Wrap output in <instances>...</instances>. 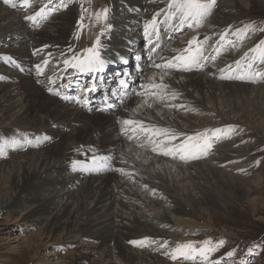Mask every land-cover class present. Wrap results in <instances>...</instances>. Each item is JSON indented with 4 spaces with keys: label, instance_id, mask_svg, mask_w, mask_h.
I'll return each instance as SVG.
<instances>
[{
    "label": "bare ground",
    "instance_id": "6f19581e",
    "mask_svg": "<svg viewBox=\"0 0 264 264\" xmlns=\"http://www.w3.org/2000/svg\"><path fill=\"white\" fill-rule=\"evenodd\" d=\"M42 1L41 6L37 7L35 5L36 7L33 8L30 15H33L45 4L50 6L54 0L51 3H49V0ZM168 2L169 0H110V7L106 8L108 9L106 21L111 26L110 29L109 25L104 29L105 20L99 19L95 22L98 31H93L89 36L86 35L87 30L82 31V28L78 26L80 17L83 14L82 1L80 2V0H64V3L68 4V7L66 6L65 8L66 11L61 12V9H58V11H54L56 12L55 16H52L54 13H51L47 18L49 20L43 27L44 30L41 32L37 31L36 25L45 22V20L37 22L35 25L29 21L30 26H26L23 23L25 17L18 14L20 11H11L0 3V42L2 39L8 38L14 39L17 37L15 39H20L17 43H13L17 44L15 48H3L0 50V55L9 53L17 56L15 61L19 63L14 65L15 68L11 67L0 56V135H6L7 132L14 130H19L20 132L27 130L28 132L22 133L30 138L31 131H34L36 134H40L39 138L46 136L54 140V144L51 145L46 140H41L38 146H36V143H32L25 153L21 152L23 148V143H21V146L14 148L12 152L13 159L9 161L5 159L6 161L3 160L0 163V214L24 210L25 212L18 224L19 227H23L25 224L30 227L37 226L39 224L42 225L44 222V229L41 231L42 239L53 241L59 233L63 232L62 234L65 237L60 241V245L63 243L62 246L73 244L75 246H82L87 241H102L99 247L93 249L98 255L102 253L103 259H92L89 264H167L160 259L157 260L151 255L152 253L148 254L145 253L146 251L140 252L138 249H134L136 245H133L134 248H132L129 242L137 241L142 239V237L161 241L168 238L176 239L199 229L210 232L212 229L209 228V224L207 223L205 226L199 227L196 224L188 222L189 220L176 222L172 220L171 214L177 215L180 220L184 218L190 219V217L199 219L205 217L206 220L208 218L209 222L211 220L213 222L212 203H209V200L216 195L218 189L220 194L225 195L226 192L230 195L232 194V196L234 195L235 200L239 202H241V199H236L238 196L241 197V194L244 193L246 198L251 194V191L246 188L249 183L244 179L245 177L242 178L240 175L235 176L224 173V170L215 169L206 162H198L184 169V167H177L175 166L176 164L173 165L171 161L160 158V156L158 158L142 152L135 145L131 146L133 148L132 151H128L126 149V137L129 136V133L132 135L131 129L134 126H126L123 124V121H143L146 126L169 128L176 133H183L185 137L189 134L193 135L194 130L203 127V124H201L202 126L198 125L197 121L200 119L188 115V117H184L183 113L178 114L167 110L165 106H168L167 101L170 100L169 98L176 103L173 104L177 107V112L185 110L187 107L191 110L190 107L192 106L193 108L202 109V112L205 113L207 110L203 105L210 101H217L218 92L221 95H234L238 91L246 94L249 93L251 88L253 89L251 85L246 84L253 82L244 80L246 84L243 86L232 85V83L227 85L223 83V85L215 83L214 80L204 75L207 72L215 75L217 70L210 71L209 69H204V73L200 75V72L194 73L195 71L192 70L152 68L148 70L142 86L152 84L167 85V88L162 91V94L166 97L165 102L151 95L153 89L141 86L139 93L144 92L145 95H137L136 98L131 99L130 102L121 108L118 113L112 114V117L109 116L110 114H107L108 116L104 118L101 117L102 115L90 116L82 111H78V109L73 108L74 106L76 107L75 104L71 103L68 105L66 101L74 99L65 100L62 97L68 96L74 98L73 94L68 95L66 93L60 99L51 95L45 87H39L47 78H49V81H52L56 75L62 77L69 68L71 74H74L75 71L79 72L77 69L65 65L64 61L66 59L71 60L73 56L83 55L86 49L96 45L97 38H99L101 55L107 63L104 65L103 70L85 72L83 75V86H85V89L87 88V83L90 81L87 78H91L92 81L94 76H96L93 87L96 89L98 73H107L106 69L109 66H112L111 68L114 69L119 67L122 71L123 68L119 65L122 60L118 58H127L130 52H138L136 47L148 37L145 34L139 35L137 33L139 29L142 33L141 21L143 19H139L140 24L135 23V14L139 15V12L146 10L145 20L147 21L148 19L150 21L157 12L163 10ZM10 7L12 6L10 5ZM129 9H133V12L136 11V13L130 14ZM245 9L247 10L244 0H224L217 9L213 8L215 12L212 24L215 28L219 29L216 31L218 36H214L217 42L220 43L221 38L219 36L225 32H230L228 34L232 33L233 37L237 36L235 35L236 30L230 31L231 27L232 29H235L234 27L241 29L239 24L235 23L239 21H234L231 16L232 14L226 12L233 10L242 12L241 10ZM126 13L128 16L124 17L123 14ZM89 22L90 19L88 18L86 23L89 24ZM204 30L206 29L204 28ZM207 31L209 32V30ZM67 32L68 36H66ZM129 33L132 36L129 35L127 37L126 35ZM252 33L254 32L248 33L246 38L252 37ZM203 36L202 41L205 38ZM236 40L237 42H241L239 37ZM187 46V44L181 45V41H178L173 45L174 50L166 51L164 55L168 58H175L184 49L188 48ZM221 49H213L210 55L212 59H215L220 54L222 55ZM248 52H244L242 57L236 56L237 58H233L234 56L231 55L229 56L230 58L226 56L227 59H224L220 65L224 64L228 68L231 66V71H233L237 62L241 63ZM252 56L250 55L249 59ZM45 61H48V63L45 64ZM169 61L170 59L161 60L162 65ZM256 62H259V60ZM19 65H22L25 73L20 71L19 67L21 68V66ZM37 65H40L42 74H38ZM48 65L55 66V69L53 67L52 71L49 70V73H47L48 77H46L43 71ZM205 70L207 71L205 72ZM253 71L264 72V66H262V69H254ZM50 72H52V76ZM110 76L114 77L113 74ZM140 77H142V74L136 72V77L132 74L131 80L138 81ZM151 77H154L153 81ZM262 80L260 79L259 82ZM13 85L17 86L16 90H18L15 95L8 89ZM262 86L261 88H264ZM238 87L240 90L236 89ZM190 89H193V91H190ZM172 93L177 94L175 99L179 102L172 98ZM99 95L100 93L98 92L91 95L94 105H98L100 102ZM151 100L156 101L152 102ZM18 103L23 104V107H21L22 113L14 114L16 104ZM150 103L157 104V108L152 109L154 106L152 108L149 107ZM163 107L166 109L163 110ZM240 111L242 112L240 108L238 109L234 106L228 111L227 115L230 116ZM162 112L163 114L160 116L159 114ZM261 112L263 113V111ZM215 114L217 118L222 117L219 111ZM204 122H208L207 117L204 118ZM228 122L233 123L232 120ZM78 125L80 127H77ZM37 126L42 127L44 132L40 133L42 132L41 130H37L39 133L36 132L33 127ZM125 128L128 129L127 132L124 130ZM66 129L71 131L69 133L64 132V130L67 131ZM137 134L139 138L144 135L139 132ZM229 144H225L218 149V157H225V159H221L223 162L234 159L240 161V158L244 157L243 148L233 151L232 145ZM89 149L92 150V153H96L97 157H110V162L113 164L112 170H109L105 176L100 175L99 171H94L92 175H86L78 168L80 172L68 175L69 169L72 170L70 167L72 164H70L71 157H76L75 154L77 153L90 152ZM239 151L240 157L236 156V152ZM73 153L75 154L73 155ZM17 154L18 156H15ZM2 159H4L3 156ZM235 162L237 163V161ZM253 168L254 164H250L247 170ZM118 169H123L124 171L121 172ZM175 169L176 172L184 175V177L191 174L190 171L193 172V170L200 171L204 169L210 171L208 174H210L214 183L211 182L212 180H209L211 183L207 182L213 186V189L216 187V190L205 187L198 188L199 192L197 194L201 193L202 198L194 197L192 192V194L187 193L183 194L184 196H178V184L174 183L177 188L172 184V182H175L173 177ZM159 171L160 173H158ZM161 171L166 177L161 175ZM122 175H125L123 179L119 177ZM85 178H88L85 183L86 186L77 190L78 186L80 187L79 183ZM203 180L206 179L203 177ZM149 189L153 194L159 191L162 196L155 195V199L153 196L149 195V197ZM141 192H144L148 196L146 199H153L146 202V199L142 198ZM63 199H67L68 201L62 203ZM166 199L169 201L170 208L168 209L171 212L168 209H164V206L167 205ZM91 201L95 205L92 208L93 210L87 209V205ZM103 209H105V212L97 215ZM157 210H162V212L157 215H147L148 212H155ZM160 226H162L161 229H159ZM75 235H78L81 239L65 243V240L68 238L72 239ZM113 242H115L114 249L111 248ZM90 254L92 252L88 256H78L75 253L70 256L68 255V259L70 260L68 264H75V261L77 262L78 260L88 261Z\"/></svg>",
    "mask_w": 264,
    "mask_h": 264
},
{
    "label": "rangeland",
    "instance_id": "374dc122",
    "mask_svg": "<svg viewBox=\"0 0 264 264\" xmlns=\"http://www.w3.org/2000/svg\"><path fill=\"white\" fill-rule=\"evenodd\" d=\"M81 1H82L81 6H82V13H83L82 14L83 20H81V17H82L81 16L80 20L78 22V26H80L82 28V31L87 30L88 32L86 35L89 36L93 31H96V30L98 31V28L96 27V23H95L97 20L96 14L100 13L103 9L110 7V0H80V2ZM111 1H115V0H111ZM223 1L224 0H216V5L214 7L217 9V7H219L220 3ZM3 2H4V0H0V3H2L6 8L10 9L11 11H15V12L20 11L18 14L19 15L21 14L22 16L25 17L28 12L29 13L32 12V10H33L32 8L35 6V4L37 7L41 6L40 4L43 1L42 0H34L32 7L29 9H26L27 11L24 10L25 12L23 10H21L23 8L20 9V7H19V9L15 10V8L10 7V4H8V6H7L6 3H3ZM59 3H60V0L54 1L55 6L59 5ZM244 3H245V8H247V10L246 9L241 10L242 12H237V11L233 10V11L226 12V13L232 14L231 16L233 17L232 19H234V21H239V22H235V23L239 24L240 28H243L245 25L252 23V24L256 25L258 29H264V0H244ZM125 4H127V3H125ZM66 5H68V4H66ZM164 6H165V3H164ZM50 8H55V7L51 6ZM166 8H167V5L163 8V10H166ZM65 11H66L65 8L61 9V12H65ZM134 12L136 13V11H134ZM134 12H133V9H129L130 14H133ZM214 12L215 11L212 10L211 14L209 15V18L207 17L205 19L202 27L200 29H197V30L196 29L192 30L194 33L191 35L193 38H197V40H198V37H201V38H199V40L197 42L198 44H205L202 41L203 34H204L203 37H209V39L207 40L208 51H207V54L205 56L210 57L211 60H212V56H210V55L212 53V50L214 48H217V49L223 48V49H221L222 55L221 54L218 55L221 57H220V60L218 61L219 63L217 62V64H216L217 67L214 65L210 68H206L207 70L209 69L210 71H213V70L216 71L217 70L216 71L217 74H216V72H215V75L209 74L210 72H207L206 74L208 76L206 74H204V75L207 78L214 80L215 83H221V84L224 83L226 85L232 83V85L243 86L246 84V82L244 80L221 79L220 78L221 75H225V76L231 75V74L235 75L237 72V65L234 69L235 70V72H234L235 74H234L233 73L234 70L231 71V68L226 67L224 64L221 66L220 64H222L221 62H223L224 59H227V57H229L230 55L234 56L233 58L242 57L244 52H246V51H249L250 54H249V52L246 53L245 57L247 56L249 58L250 55H254V53H251L250 50L253 49L254 47H256L255 45H257L260 41L264 40V31L257 30V32L255 31L254 33H252V35H251L252 37L245 38L246 40H243L241 42H237L236 39H238V37L237 36L233 37V34L231 33V34H228V37H226L224 39H220V43H219L215 39V37L218 36L217 35L218 33L216 31H218L219 29L215 28L212 24ZM77 13H78V11H77ZM160 13H163V12L161 11ZM146 14H147L146 10L139 12V15L137 13L135 14V20H134L135 23L140 24L139 19H143L144 22L141 21V22H143V23H141V28H143V29L145 28V26L143 27V25L145 24V21H146L145 20ZM123 16L127 17L128 14L127 13L123 14ZM162 17H161V15L159 16V21ZM238 17H239V19H238ZM88 18L90 19L89 24L86 23ZM101 19H103V18H101ZM134 21H133V23H134ZM241 21H242V24H241ZM28 22H29L28 20L23 19V23L26 26H30L28 24ZM108 25H109V23L105 20V23L103 25L104 29L107 28ZM43 27L44 26H42L41 29L37 30V31L41 32L42 30H44ZM92 28H94V29H92ZM204 28L206 30H204ZM234 28L235 29H232V27H231L230 31H235V30L239 29V27H234ZM143 29H141L142 33L140 32V29L137 31V33L139 35H144L145 32ZM212 29H213V31H212ZM207 30H209V32ZM189 32H190V30H187V34ZM228 33H230V32H228ZM199 34H200V36H199ZM129 35L132 36L131 33L127 34L126 36L128 37ZM66 36H68V32L66 33ZM66 36H64V37H66ZM221 36L222 35H220L219 38H221ZM15 38H17V37H15ZM15 38L14 39H11V38L2 39L0 42V50H2L3 48H6V49L15 48L17 46V44H13V43H17V41L20 40V39H15ZM189 38H190V36L186 37V39H189ZM125 39H126V37H125ZM182 39H183V37H180L176 42L172 43L171 44L172 49L174 48L173 45L175 43H177L178 41H182ZM203 40H205V38ZM83 41H84V38H83ZM234 43H236V44H234ZM247 43H249V44H247ZM185 44L189 45L186 41L183 45H185ZM92 47L93 46H91V48ZM139 47H140L139 49L145 48L146 42L145 43L143 42V44H141V46H139ZM228 48H230V50L227 51L225 53V56H224L223 52L226 51ZM172 49H169L167 51H170ZM130 54L132 57L136 56V55H132L133 52L132 53L130 52L129 55ZM0 56L3 57V61H5L6 64L9 63V66L11 65V67H12L11 62L13 60L17 59V56H15L13 54H9V53L5 54V55H0ZM218 56H216V57H218ZM7 57H11V61L7 60L6 59ZM245 60L246 59H244L242 61L243 63L242 62L240 63L241 67L244 64ZM218 64H219V66H218ZM262 66H264V63L261 64L260 62H258V63L254 64L255 69H261ZM21 67H22V65H21ZM53 67L55 69V66H51V65H48L47 68L45 67L46 69L44 68L45 72L43 71V73L46 74V77H48L47 73H49V70L50 71L53 70ZM19 69H21V68L19 67ZM199 70L200 69L195 68L192 71H195L194 73L200 72V75L204 73V70H200V71ZM207 70H205V72ZM218 70H220V71H218ZM50 74L52 76V72H50ZM55 78H56V76L54 77V79ZM48 79L49 78H47L45 81L50 82ZM153 79H154V77L152 78V81H153ZM45 81H43V83L39 87L44 88L46 86V84H48ZM246 85H251L253 87V89L251 88L249 93H246V94L238 91L234 95H225L224 93H223L224 95H221V93L218 92V94H217L218 100L217 101L216 100L214 102L210 101L211 103L209 102V103H205L203 105V107L208 111V112L206 111L207 113L202 112V109H199L197 107L193 108L192 106L190 107L191 110H189V107H187L186 109L184 108L185 110H182V111L179 110L177 112V109H176L177 107H175V105H174V104H176L174 102V100H171V98H169L170 100L167 101V104L169 106V108H168V106H165L167 108V110H170L172 112H176L178 114L183 113V115H185L184 117L194 116V117H197L200 119L197 121L198 125L200 126L201 124H203V127H200V129L194 130L193 131L194 133H192L193 135H195L196 133H199V132H203L205 129H217V128L223 129V128H226V126H230V125L235 126L236 131L234 132V134L231 135L230 139L222 138V139L218 140L217 142H215L214 146L210 150L209 154L206 156H203L202 158L190 159L187 162L182 161L179 158L174 159L171 156H166V155H162V154L160 155L158 152H154L152 150V147H153L152 144L147 143V139L144 140L145 135H142L139 138L138 137L139 135L137 133H135L134 135L132 134L133 135L132 139H129L128 138L129 136L126 137V139H127L126 140V142H127L126 143L127 144L126 149L128 151H132V149H133L132 147L135 145V147H137V149H140V151H142V152L148 153L149 155H152L154 157L156 156L158 158L160 156V158L169 160L173 163V165L176 164L175 166H177V167L181 166V167H184V169H186L187 167H189L195 163H198V162H200V163L206 162V163L210 164L211 166H213L215 169L224 170L225 171L224 173H228V174L235 175V176L240 175V176H242V178L245 177L244 179L247 180V182L249 183L246 186V188L251 191V194H249V196H247L246 198H245L244 193L241 194V197L238 196L236 199H241L240 200L241 202H239V201L235 200L234 195L232 196V194L230 195L229 193H226V192H225V195L220 194V192H218L219 191V189H218L216 192V195H214V197H211V199L209 200V203L210 202L212 203L211 204V207H212L211 212H213L212 213L213 214V222H212V220H211V222H209L208 218L206 220L205 217H203L201 219L190 217V219L184 218V219L180 220V218H178L177 215L171 214L172 220L176 221V222L189 220L188 222L196 224L199 227H203L207 223V224H209V228L212 229V230H210V232H208V230H204V229H199V230H195V231L193 230V233L186 234L185 236H181L180 238H176V239L175 238L174 239L168 238V239H165L162 241L161 240H153V241H157V243H151L148 246H144V247L134 246L135 247L134 248L133 244H131L129 242V245L132 246V248H134L136 250L138 249L140 252L146 251L145 253H148V254L152 253L151 255L153 257H155L157 260L160 259L167 264H264V114H263L264 113V88H261V86L264 85V80H262L261 82H255V83H250V84H246ZM262 87H264V86H262ZM8 89L14 95L17 94V92H18V90H16L17 86H15V85L10 86ZM236 89L240 90L239 87ZM190 91H193V89H190ZM158 100H160V99H158ZM164 100H162V101H164ZM19 101L23 103V101H21V99H19ZM151 101L154 102L156 100H151ZM176 101L179 102L178 100H176ZM63 102L65 103L64 100H63ZM170 102H172V103H170ZM171 104H173V105H171ZM156 106H157V104H151V108L153 107L152 109L157 108ZM234 106H236L238 109L240 108V110H242V112L241 111L237 112V113L235 112L234 114H231L230 116L227 115L228 111L230 109H232ZM21 107H23V104H20V103L16 104L14 114H19V112L21 114L22 113ZM70 107H73V106H70ZM73 108H76V109H78V111H82L83 113L88 114L90 116H92V115L93 116L94 115H98V116L100 115L101 116L102 115L101 116L102 118L108 116L107 114L103 115V113H99L97 111H94V112L89 114L83 110H79V107L74 106ZM166 108L163 107V110H165ZM191 111H192V113H191ZM218 111L221 112V115H222V117H220V118H217L216 117L217 115L215 114ZM261 111H263V113ZM162 114H163V112L160 113L159 115L162 116ZM109 116L112 117L113 115L110 114ZM206 117H207V121H208L207 123L204 122V118H206ZM42 118H43V116H42ZM227 118H228V120H227ZM230 120H232V122L234 124L231 122H228ZM226 121H227L228 125H227ZM199 122H201V123H199ZM229 123H230V125H229ZM47 124H49V123H47ZM77 127H80V126L78 125ZM33 128H35L36 132H38L37 130H41L42 132H40V133L44 132V129L42 130V127L40 128L39 126H37V127H33ZM66 130L67 131L64 130V132L69 133V131H71L69 129H66ZM22 132L25 133L28 131L25 130V131L20 132L19 130H17V131L14 130L12 132H7L6 135L1 134L0 135V141H3L5 139H13V138L21 140V143H23V148H22L23 150L21 149V152L23 151L25 153L27 151V149L29 148V145H30V144L26 143L25 141H27L29 139V140L33 141V144H34V143H36L40 134L38 135L34 131H31L33 134L32 133L30 134V132H29V134L31 136V138H30ZM129 135H131V134L129 133ZM183 136L184 135L179 136V138L176 141H173L172 143H175V144L181 143L186 139L187 136H192V135L189 134L186 137L185 136L183 137ZM21 137H22V139H21ZM135 137H137V138H135ZM48 138L49 139L46 140V141H48V144L49 143H50V145L54 144L53 143L54 140H52L50 137H48ZM141 144H144V146L141 147ZM225 144L232 145L233 151L243 148L242 150H243V156L244 157H241L240 161H238L236 159L231 160V161L229 160L228 162L221 161V159L222 158L225 159V157H218L219 156L218 155V149ZM81 147H83V146H81ZM89 150H90V152L88 151L87 153H81V154L73 153V155L75 154L76 157H74V156H73L74 158L71 157L70 164L71 163L72 164L70 165V167L74 166L73 162L79 161L81 164L82 162H85L88 158H90V157L93 158L94 156L97 155L96 153H92L91 149H89ZM13 151H14V148H9L7 150L6 156L5 157L3 156L4 159H2V156H0L1 157L0 163L3 162V160H5V159L7 161L13 159L12 158L13 157L12 156ZM215 152H217V153H215ZM20 154H19V156H20ZM216 154H217V156H216ZM239 155H240V151L236 152V156H239ZM15 156H18V154ZM232 156H234V155L232 154ZM234 161H237L238 164L236 162L234 163ZM226 163H227V165H226ZM250 164H254V168L247 170V168L249 167ZM69 170H70L69 173H67L68 175L76 174L78 171H80V170L73 171L71 169H69ZM245 170H247V171H245ZM175 172H176V169H175V171H173V173H174L173 177L175 179V182H172V181L171 182L173 185H175L174 183L178 184V188L175 185V187L177 188L178 196H184L183 194H187V193L192 192L193 194L192 193L191 194L194 197L197 196V197L202 198L201 193L197 194L199 192L198 188L205 187V188H212V190H216V187L213 189V186L210 185L211 182L214 183L210 174H208V173H210V171H207L204 169L200 170V171L193 170L194 173L192 171H190L191 174L185 175V177H184V175L180 174L179 172H176V173ZM158 173H160V171ZM162 173L163 172L161 171V175L166 177L165 174L164 173L162 174ZM107 174L108 173H106V174L101 173L100 175L105 176ZM245 174H246V176H245ZM204 175H206V176H204ZM211 175H212V172H211ZM214 175H216V174H214ZM122 176H119V177H121V179H123L125 175H122ZM203 177L206 180H203ZM87 180H88V178L83 179L82 182L79 183L80 187L78 186L77 190H80L81 187H85L86 186L85 183ZM209 180H212V181L210 182ZM207 181H209L210 183ZM198 184H199V186H198ZM141 195L143 196L142 198L144 200L149 195L151 197L153 196L154 199L156 197L155 195L162 196L159 191H157V193H154V194L151 193L150 189H149L148 196L144 192H141ZM161 198H163V197H161ZM150 199H153V198H150ZM150 199H146L145 201L146 202L150 201ZM67 201H68L67 199H63L62 203H66ZM165 202L167 203L168 206L167 205L164 206V209L170 208L168 199H166ZM93 204H94L93 201L89 202V205H87V209L91 210L95 206ZM100 211H102V210H100ZM100 211L97 213V215L99 213H101V214L104 213L105 209H103L102 212H100ZM24 212H25L24 210H17L14 212L0 214V264H48V263L49 264H68L70 262L68 257L70 255H72L73 253H75L78 256H88L90 252H92V254H90L88 261L78 260L77 262L75 261V264H89V263H91L92 259H97V260L103 259V257H104L103 254L100 253L98 255V254H96V252L93 249L95 247H99L102 241H99V240L87 241V242H84L86 244H84L82 246L81 245L75 246V244L69 245V246H62L63 243L60 245V241H61V239H64V237H65L62 234L63 232L59 233V235L53 241H47V240L42 239L41 231H42V229H44V222L42 223V225L39 224L37 226H31L30 227L29 225L25 224L23 226L24 228L19 227L18 224H19V221H20ZM113 212H115V211H113ZM161 212H162V210L161 211L157 210L155 212H148L147 215H150V216L157 215L158 213H161ZM169 212H171V210H169ZM140 217H138V218L140 219ZM161 227L162 226H160L159 229H161ZM14 229H15V231H14ZM73 237L74 238H72V239L68 238L67 240H65V243H71L72 240L77 241L80 238L78 235L77 236L75 235ZM145 238L146 237H142V239H139L137 241H142ZM204 241H211L213 247H215L219 241H223L222 246L218 247V249L215 252L210 253L209 259L206 262L201 257H196L195 259L178 258L176 260H173V259H171V257L169 255L165 254L166 252L170 251L171 249H174L178 244H184V243L191 242L196 247H202L203 246L202 242H204ZM165 243L167 244V247L166 248L161 247V245H163ZM114 247H115V242H113L111 244V248L114 249ZM149 251H151V252H149ZM82 253L85 255H83ZM229 253H234V255L229 256L228 255Z\"/></svg>",
    "mask_w": 264,
    "mask_h": 264
},
{
    "label": "snow or ice",
    "instance_id": "6c2138e0",
    "mask_svg": "<svg viewBox=\"0 0 264 264\" xmlns=\"http://www.w3.org/2000/svg\"><path fill=\"white\" fill-rule=\"evenodd\" d=\"M5 3L10 4L13 8H30L34 3V0H4ZM51 3V0H49ZM216 5V0H169L167 4V10H161L163 12V21L157 19L161 15L160 12H157L150 21L145 24L144 32L146 36L155 34L156 39L160 38V27L161 23L167 24L168 28L173 31H182L185 27L193 28L202 26L203 21L211 14L214 6ZM64 0H60L59 5L56 8H50L48 4H45L43 7H40L33 15H26L25 19L36 24L37 22L46 20L49 15L56 11L59 7H66ZM97 20L103 18L107 20L108 18V9H103L100 13L96 14ZM83 20V16L81 17ZM109 25V29H110ZM257 30L264 31V29H258L256 25L250 23L245 25L241 29H237L235 35H237L241 41H243L248 33L255 32ZM103 34V33H102ZM228 35L227 32L222 34L221 39L226 38ZM78 38V37H77ZM209 38L205 37L203 43H207ZM149 44L155 46L153 41L149 39ZM195 47L193 48V46ZM101 45L99 38H97L96 45L92 48L85 50L84 54L81 56H73L71 60L66 59L64 61L65 65L77 69L79 72H93L101 71L104 68V65L107 61L101 55ZM253 55L250 59L246 56L245 59L248 61L243 67H241L240 62H237V72L235 75H221V79H238L245 80L248 82H259L260 79H264V72L253 71L254 63L259 60L260 63H264V40L260 41L256 47L250 50ZM7 60L11 61V57H7ZM208 59L204 55V49L201 44L197 43V38L189 41L188 48L184 49L181 54L177 55L174 60L179 63H174L169 61L163 65L157 64V68H177L178 70L191 71L194 68L202 70L204 64L202 61ZM45 64L48 61L44 62ZM38 74H42L40 65L36 66ZM231 68V66H229ZM122 88H127V82L125 80L119 81ZM153 89L151 95L157 99L164 100L165 96L162 94L163 89L167 88V85L163 84H152L148 86ZM160 90V91H157ZM49 92H53V89L49 88ZM59 95V93H55ZM137 95H145L144 92L135 93ZM176 93H172L171 96L173 99L176 98ZM65 100L76 99L78 103H86L81 100L79 97L72 98L68 96L62 97ZM151 107V105H148ZM123 124L126 126H134L132 128V134L139 132L145 135L147 142L152 144V150L158 152L159 154L171 156L172 158H179L182 161L187 162L190 159H199L203 156L209 154L210 150L213 147V144L218 140L225 138L230 139L231 135L236 131L235 126H227L226 128L220 129H205L203 132L196 133L192 136H187L186 139L179 143H172L176 141L179 136L184 135L183 133H176L174 130L169 128H159L156 126H146L143 121H134V120H124ZM126 132L127 128L124 129ZM133 135H129V139L133 138ZM155 138V139H153ZM48 137L38 138L36 141V146L41 142V140H47ZM28 144H32L33 141H25ZM21 146V141L18 139H5L0 141V156H6L7 150L9 148H16ZM144 145L141 144V147ZM110 157H93L92 166L90 169L85 170H107L110 168ZM74 167L80 166L83 167L79 161L73 162ZM258 163V162H257ZM123 172V169H118ZM133 245L144 247L148 246L151 243H157V241L150 240L145 238L142 241H130ZM202 247H196L193 243H184L178 244L174 249L166 252V255H169L171 259L176 260L178 258L185 259H195L196 257H201L206 262L209 259L210 253L215 252L218 247L223 245V241H219L215 247L212 246L211 241L202 242ZM161 247H167V244L161 245ZM229 256L234 255V253H229Z\"/></svg>",
    "mask_w": 264,
    "mask_h": 264
}]
</instances>
